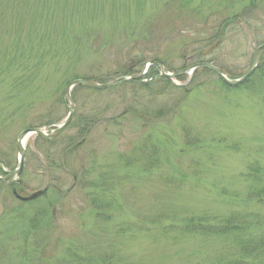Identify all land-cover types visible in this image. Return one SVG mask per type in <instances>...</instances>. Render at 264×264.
Instances as JSON below:
<instances>
[{"label": "rangeland", "instance_id": "374dc122", "mask_svg": "<svg viewBox=\"0 0 264 264\" xmlns=\"http://www.w3.org/2000/svg\"><path fill=\"white\" fill-rule=\"evenodd\" d=\"M263 45L264 0H0L5 171L19 166L23 131L50 134L67 120L70 82L141 76L74 88L64 133L27 138L23 174L0 181V264H54L71 244L109 253V264H196L224 253L222 242L176 228L235 210L248 187L241 175L251 164L264 171V91L252 86L264 84V53L251 86L227 87L206 69L167 80L148 63L169 74L207 63L236 80ZM49 223L52 241L28 239L32 225Z\"/></svg>", "mask_w": 264, "mask_h": 264}, {"label": "trees", "instance_id": "16d2710c", "mask_svg": "<svg viewBox=\"0 0 264 264\" xmlns=\"http://www.w3.org/2000/svg\"><path fill=\"white\" fill-rule=\"evenodd\" d=\"M220 37H222L221 33L211 37L210 41L214 40L213 46L220 44ZM196 72L197 70L194 73ZM256 76L254 73L244 85L251 86ZM261 79L263 77L259 78L258 82L253 83L252 86H260L261 90L264 91V84H262ZM224 84L228 87L226 83ZM145 151H141L142 155ZM241 178L248 187L245 196H242V200L239 195L234 197L233 203L237 209L235 208L225 215L205 213L199 217H190L184 219L180 226L175 227L181 235L202 238L208 242L219 241L226 246L224 253L196 264H264V171L258 164H251L249 172L241 175ZM93 203L96 204V202ZM95 209L97 218H100L104 208L98 204L95 205ZM47 226L40 231L39 225H32L26 231L27 236L29 235L28 239L30 237L35 243L39 242L38 238L42 241L44 238L52 241L54 236V232L51 230L53 229L51 228L52 224L49 223ZM40 233L43 237L39 236ZM78 248L79 246L76 244L67 246L63 256L56 258L54 264H109L112 260L109 253L98 256L89 252L82 254L83 252H80ZM40 260L39 264H45L42 259Z\"/></svg>", "mask_w": 264, "mask_h": 264}, {"label": "water", "instance_id": "95a60500", "mask_svg": "<svg viewBox=\"0 0 264 264\" xmlns=\"http://www.w3.org/2000/svg\"><path fill=\"white\" fill-rule=\"evenodd\" d=\"M219 44L214 45L212 48H210L206 53L211 52L212 50H214L216 47H218ZM264 53V45L259 47V49L257 50L254 60H253V64L252 67L250 69V71L248 73H246L243 77H241L240 79H236V80H231L229 78H227L221 71H219L217 68H215L214 66L207 64V63H198L189 67L184 68L183 70H181L178 73L175 74H169L166 73L165 70L163 69L162 66L158 65L155 62H149V66H158L161 68L162 73H161V78L163 79H167V80H174L176 78L179 77H183L185 75H190L192 73H194L196 70L201 69V68H206L210 71H212L213 73H215L224 83H226L228 86L230 87H238L241 86L243 84H245L256 72V70L258 69L259 65H260V60H261V56ZM141 76L138 77H131L128 79H124L121 80L119 82H117V80H113L111 83L109 84H99L94 80H75L70 82L64 91V95H63V101L64 103L69 106V115L67 120L58 128H56L54 131H52L50 134L45 133L43 130L41 129H27L25 131H23L17 139V147H18V152H19V166L16 170L14 171H5L4 167L0 165V169L5 173L6 177L5 178H1L0 177V181L1 182H6L9 179L12 178H20V176L23 174L24 168H25V160H26V147H25V142L27 140L28 137L35 135L45 141H54L56 140L58 137H60L64 131L69 127V125L71 124V120L73 118L74 115V109L73 107H71L70 105L72 104V91L74 88L76 87H84L90 90H97V91H104L113 87H118L120 85H124L126 83H136L140 81ZM148 80L143 81L144 83H147ZM18 183H21L18 182ZM40 195V194H38ZM38 195H35L33 197H31L30 199H34L36 198Z\"/></svg>", "mask_w": 264, "mask_h": 264}]
</instances>
